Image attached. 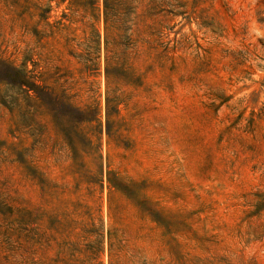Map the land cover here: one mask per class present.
Masks as SVG:
<instances>
[{
	"label": "rangeland",
	"instance_id": "1",
	"mask_svg": "<svg viewBox=\"0 0 264 264\" xmlns=\"http://www.w3.org/2000/svg\"><path fill=\"white\" fill-rule=\"evenodd\" d=\"M99 3L95 77H81L38 14L25 33L2 1L0 48L53 58L78 101L97 90L102 120L109 98L101 264H264V0H107L105 13ZM52 7L49 21L70 15ZM71 27L82 37L81 23ZM8 118L0 107V138L15 140ZM36 157L72 183L64 153ZM6 168L0 186L39 204L36 187Z\"/></svg>",
	"mask_w": 264,
	"mask_h": 264
},
{
	"label": "trees",
	"instance_id": "2",
	"mask_svg": "<svg viewBox=\"0 0 264 264\" xmlns=\"http://www.w3.org/2000/svg\"><path fill=\"white\" fill-rule=\"evenodd\" d=\"M0 1L24 22L25 33L31 30L26 20L38 14L47 31L35 27L31 32L54 43L63 38L81 77L99 74V0ZM52 3H65L70 15L62 11L49 21ZM103 6L105 13L107 0ZM74 23L82 24V37L73 33ZM33 54L29 45L21 58L0 48V107L9 116L7 133L15 139L0 138V172L15 165L21 185L35 186L40 198L33 204L18 189L0 186V264H101L99 199L106 177L102 138L110 125L109 98L102 120L97 90L89 87L86 101H78L53 58L44 59L40 52L34 59ZM46 148L70 159L72 183L58 182L39 164L36 152Z\"/></svg>",
	"mask_w": 264,
	"mask_h": 264
}]
</instances>
